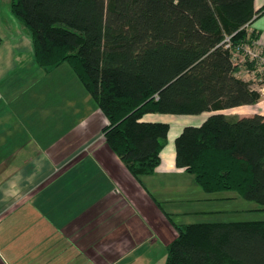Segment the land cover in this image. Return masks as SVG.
Returning a JSON list of instances; mask_svg holds the SVG:
<instances>
[{"label":"trees","instance_id":"trees-1","mask_svg":"<svg viewBox=\"0 0 264 264\" xmlns=\"http://www.w3.org/2000/svg\"><path fill=\"white\" fill-rule=\"evenodd\" d=\"M253 3L11 0L9 10L29 34L37 66L70 67L106 120L104 142L135 180L155 173L169 132L144 115L209 113L175 139L176 168L205 195L233 192L262 211L264 116L222 113L261 100L232 62L231 48L257 39L248 27L264 7ZM165 216L177 233L165 264H264V220L181 225Z\"/></svg>","mask_w":264,"mask_h":264},{"label":"crops","instance_id":"crops-1","mask_svg":"<svg viewBox=\"0 0 264 264\" xmlns=\"http://www.w3.org/2000/svg\"><path fill=\"white\" fill-rule=\"evenodd\" d=\"M10 2L0 0V130L11 140L0 162V264H161L177 236L165 214L176 222L237 212L225 209L239 202L235 194L205 195L176 168L179 118L175 132L169 126L171 146L165 143L156 172L135 180L104 142L106 120L74 74L62 72L64 64L49 71L35 64ZM253 6L261 10L264 0ZM248 29L264 47V11ZM234 109L238 117L264 116V95ZM202 115L192 118L193 127L206 120ZM211 203L223 207L204 209Z\"/></svg>","mask_w":264,"mask_h":264},{"label":"rangeland","instance_id":"rangeland-1","mask_svg":"<svg viewBox=\"0 0 264 264\" xmlns=\"http://www.w3.org/2000/svg\"><path fill=\"white\" fill-rule=\"evenodd\" d=\"M26 38V37H25ZM28 42H30L31 45V39L29 37H27L26 39ZM3 42H10V40L6 37V35H3ZM32 47V45H31ZM24 52H29V49H27L26 47H24L23 49ZM62 72L64 70H68L70 73H73L72 70L70 69V67L67 64H64L63 67H61L60 69ZM246 70L248 69V66L246 67ZM250 70L252 71L253 69L250 68ZM249 71L247 76H243V79L247 80L250 82L251 86H253L256 89H260L262 87H264V77L258 76L256 73L253 74V72ZM231 110V109H230ZM228 111V110H226ZM239 110H232L230 111L231 113L227 114V118L230 120H235L236 118H239L238 116H236L238 114ZM224 111H222L223 113ZM202 116H206L205 119L208 118V116L210 115L209 113H202ZM224 114V113H223ZM163 116V118H165L164 122L165 124H168L169 126H172V132L176 131V128L173 127L174 126V121L178 120L175 118H179V120L175 123L176 125L180 126V127H188V126H192L194 125L195 122H193L192 118H196L198 115H194V116H175V115H165V114H161ZM201 115V114H200ZM225 115V114H224ZM168 117L170 119H168ZM168 119V121H167ZM23 122V121H22ZM22 125V123H20ZM4 124L2 123V126ZM2 131L3 135L0 136V162L1 164L8 158L9 154H10V150H11V140L8 139L10 132L7 131L5 133V130L2 128L0 130V132ZM50 132H53L50 130ZM5 133V134H4ZM178 137V136H177ZM166 143L167 146L166 148H169L171 146V141L167 140L166 138ZM6 179L2 181V183H5ZM225 193H231V194H235L236 198L239 200V202L236 203H231L225 206V209H229L228 207H230L231 209H236L237 212H233L230 214H222V215H210L209 217H197V216H185V218H179L176 220L177 223H184V222H190V223H199V222H241V221H263L264 220V210H257L256 208H259V206L253 202H249V201H245L241 198H239L236 193L233 192H225ZM222 193V194H225ZM215 196V195H212ZM205 208L204 209H208V208H215V207H223L220 205H215L213 203L211 204H205L203 205ZM175 220V219H174ZM165 256L162 258V262L161 264H164L165 259H166V252H164Z\"/></svg>","mask_w":264,"mask_h":264},{"label":"built area","instance_id":"built-area-1","mask_svg":"<svg viewBox=\"0 0 264 264\" xmlns=\"http://www.w3.org/2000/svg\"><path fill=\"white\" fill-rule=\"evenodd\" d=\"M225 42V48H229V38H226ZM231 49L233 56L232 62L238 68L237 75L239 78L244 81H247L243 79V76H247L250 70V68H248L249 70H246V67L248 66L247 64H250L252 66L251 69H253V74L256 73L258 76L264 77V47L260 46L257 40L252 41L250 43H241L240 45H237ZM251 88L259 92L261 95H264V87L256 89L251 86Z\"/></svg>","mask_w":264,"mask_h":264},{"label":"bare ground","instance_id":"bare-ground-1","mask_svg":"<svg viewBox=\"0 0 264 264\" xmlns=\"http://www.w3.org/2000/svg\"><path fill=\"white\" fill-rule=\"evenodd\" d=\"M249 71H250V70H249ZM252 71H253V70H252ZM252 71H251V72H252ZM195 116H196V115H195ZM183 171H184V170H183ZM155 172H156V171H155ZM152 175H153V174H152ZM153 197H154V196H153ZM157 201H158V200H157ZM159 203H160V202H159ZM256 209H257V208H256ZM170 215H171V214H170Z\"/></svg>","mask_w":264,"mask_h":264}]
</instances>
